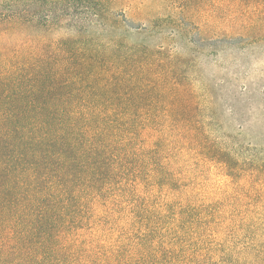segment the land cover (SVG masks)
Instances as JSON below:
<instances>
[{"label":"trees","instance_id":"obj_1","mask_svg":"<svg viewBox=\"0 0 264 264\" xmlns=\"http://www.w3.org/2000/svg\"><path fill=\"white\" fill-rule=\"evenodd\" d=\"M262 14L264 0H0V264H264V149L206 132L169 46Z\"/></svg>","mask_w":264,"mask_h":264},{"label":"rangeland","instance_id":"obj_2","mask_svg":"<svg viewBox=\"0 0 264 264\" xmlns=\"http://www.w3.org/2000/svg\"><path fill=\"white\" fill-rule=\"evenodd\" d=\"M190 34L198 44H187L184 36L170 39L169 46L181 51L179 73L194 91L195 117L228 145L264 149V19L237 30L209 22ZM200 168L209 173L208 183L225 180L214 163Z\"/></svg>","mask_w":264,"mask_h":264}]
</instances>
